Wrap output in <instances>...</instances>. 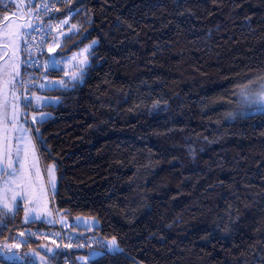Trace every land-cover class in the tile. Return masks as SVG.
Wrapping results in <instances>:
<instances>
[{
  "label": "trees",
  "instance_id": "trees-1",
  "mask_svg": "<svg viewBox=\"0 0 264 264\" xmlns=\"http://www.w3.org/2000/svg\"><path fill=\"white\" fill-rule=\"evenodd\" d=\"M12 10L0 0V26ZM63 16L61 55L96 44L34 128L55 206L99 226L68 237L59 264H84L73 249L91 234L124 251L88 264H264V113L242 115L236 96L264 77V0H70ZM23 214L0 239L50 245Z\"/></svg>",
  "mask_w": 264,
  "mask_h": 264
},
{
  "label": "rangeland",
  "instance_id": "rangeland-1",
  "mask_svg": "<svg viewBox=\"0 0 264 264\" xmlns=\"http://www.w3.org/2000/svg\"><path fill=\"white\" fill-rule=\"evenodd\" d=\"M11 5H13V10L11 14L8 16L7 21L5 23H12L13 30L21 31L22 33H32L33 28L35 27V23L33 19L37 13L36 0H2ZM4 23V24H5ZM31 24L32 27L20 28L19 25L22 24ZM3 24V25H4ZM3 25L0 26V30H2ZM67 32H64V35H57L52 42L51 51L49 58L46 63L45 73L43 74V78L38 89V92L35 94L32 99L31 95H27L26 91L22 87V66H23V40L17 41L15 46H9L7 48L4 47L3 43L0 42V81L4 80H12V83L15 84V88L12 89L10 87L4 88L0 91V103L7 101L9 105V110H11V105L15 101L19 105L18 116H19V126L21 128L28 129L27 135L32 138V143L36 147V156L38 158V168L41 173V180L37 182V187L41 186V183L45 189V198L41 199V205L38 214L41 216L43 223L48 227H51L50 234L56 235L60 234L59 227H62L66 232V236L72 239H76L79 237L77 235V231L81 229L85 230V233H91L95 231V229L99 226V222L96 219L88 218V217H75L68 218L62 211H60L54 203V198L58 190L59 184V176L57 173V166L55 163H47L43 159V149L41 145V141L39 139L38 134L35 131L34 125L36 123L33 122L32 117L35 116L37 120L49 119L52 115L50 112H46L43 109L47 106H57L60 103V97L58 95H53L52 92L59 91L63 89H68L74 86L77 83H83L84 74L86 72L87 67L90 65L89 54L93 46L89 49L87 53L83 52V49L88 48L89 45L67 55H61L63 39ZM24 36V40H28V37ZM52 58H55L57 62L56 70H52L50 68V61ZM86 58L87 63H82ZM80 69H83V80H80ZM55 71H60L61 76H53L52 73ZM19 72V75L16 76L15 73ZM76 77L74 79L73 77ZM14 76V79H13ZM63 81L64 83H61ZM264 83L262 80H256L249 82L245 85H250L247 89H245V85H243L239 91L237 96V101L242 107V115L250 116L255 114L264 113V106L257 105H247L243 96H246L249 92L258 91L259 84ZM66 85V87H65ZM14 91L16 97H13L10 93ZM243 94V96H242ZM24 97H28L31 101V106L25 108L24 105L28 103L24 99ZM39 97V99H37ZM233 117V116H232ZM55 165V173H54V182L56 185L55 195L53 196L50 186L48 185V177L46 173V169L49 166ZM6 181L5 177H0V185H3ZM37 195L39 193L37 192ZM11 219V218H9ZM9 219L5 220L4 225H0V236L2 231L7 227ZM63 220V224L61 221ZM51 221L52 223H49ZM23 222H24V214H23ZM34 222H41V220H35ZM25 223V222H24ZM33 223V222H32ZM42 223V222H41ZM28 224V223H25ZM69 225H75L77 230H73V227H69ZM21 232L15 235V239L10 241L9 238H5L4 240L0 239V253L8 254L9 252H14L20 255L28 254L32 256L35 261V264H51L53 254L58 251V246H56L55 242H51L50 245L40 244L37 247L27 245L26 234L24 236H20ZM80 238V237H79ZM84 239L83 244L86 242L90 243V246L80 247L78 245L73 249V251L77 252L75 254L76 260L80 263H84V259H88V263L92 260L100 258L101 256H97L94 259H91V254L96 251H99L98 245H96L95 241L99 240L102 243H106L108 240H102L100 236L91 234L90 236L81 237ZM13 244H19L20 247H12ZM8 247H5V246ZM51 250V251H49ZM36 253V255H33ZM43 258V259H42ZM73 260V259H72ZM74 261V260H73ZM8 261L4 260L3 255H0V264H7Z\"/></svg>",
  "mask_w": 264,
  "mask_h": 264
},
{
  "label": "snow or ice",
  "instance_id": "snow-or-ice-1",
  "mask_svg": "<svg viewBox=\"0 0 264 264\" xmlns=\"http://www.w3.org/2000/svg\"><path fill=\"white\" fill-rule=\"evenodd\" d=\"M52 4L45 3L42 4L43 12H47L51 8ZM7 20V17H5ZM62 24H68V19H64ZM20 28L32 27L31 24L19 25ZM74 27V26H73ZM39 29L33 28V31H38ZM29 35L28 33H22L21 31L13 30L12 23H5L2 30H0V42L3 43L4 47L15 46L17 41L24 40V36ZM71 39V37H68ZM96 44V41L92 42L88 48L83 49L84 53H87L89 49ZM51 50V49H50ZM82 63H87L85 58ZM50 68L56 70L57 62L55 58L50 61ZM83 69H80V80H83ZM16 76L19 72L15 73ZM76 79L75 75L73 77ZM14 79V76H13ZM264 81V77L260 78ZM61 83H64L61 81ZM10 87L15 88V84L12 80L0 81V91L4 88ZM66 87V85H65ZM250 87V85H245V89ZM13 97H16L14 91L10 93ZM243 96V94H242ZM18 99V97H16ZM28 103L24 105L25 108L31 106V101L28 97H24ZM39 99V97H37ZM246 104L264 106V83L259 84L258 91L249 92L246 96H243ZM159 101L153 105V107L159 106ZM19 105L15 101L11 105V110H9V105L7 101L0 103V177H5L6 181L3 185H0V225H4L6 219H14L15 216L21 211H24V222L32 223L35 220H41V216L38 214L41 199L45 198V189L41 183V186L37 187V182L41 180V173L38 168V158L36 156V147L32 143V138L27 135L28 129L21 128L19 126V116H18ZM34 123L43 124L44 119L37 120L35 116L32 117ZM36 133H39V129H35ZM55 165L49 166L46 169L48 177V185L51 188L53 196L55 195L56 185L54 182ZM37 192L39 195H37ZM231 219V217H230ZM52 223L51 221H48ZM63 224V220L61 221ZM75 225H69L73 227ZM231 225L225 224L223 226V231L227 233L230 230ZM20 236H24L25 233L21 232ZM32 235H35L34 233ZM96 245L99 247V251L91 254V259L97 256L105 255H118L124 250L119 246V243L115 237H112L106 243L101 241H95ZM71 246V245H67ZM85 245H80L84 247ZM5 247H8L7 245ZM12 247L19 248V244H13ZM51 251V250H49ZM3 255L4 260L8 261L9 264H35L32 256L28 254H17L14 252H9L8 254L0 253ZM33 255H36L34 253ZM55 254H53V258ZM43 259V258H42ZM84 264H88V259H84Z\"/></svg>",
  "mask_w": 264,
  "mask_h": 264
},
{
  "label": "built area",
  "instance_id": "built-area-1",
  "mask_svg": "<svg viewBox=\"0 0 264 264\" xmlns=\"http://www.w3.org/2000/svg\"><path fill=\"white\" fill-rule=\"evenodd\" d=\"M70 0H38L36 2L37 13L33 19L35 27L38 31H32V34L24 47L25 58L23 60L22 86L27 95H31L32 99L39 89L42 76L45 72L46 63L50 55V49L53 40L61 33L66 24L61 22L69 17L63 16V9ZM51 8L47 12H43L42 4L50 3ZM60 234H52L50 240L56 241L59 252L55 256L51 264H59L62 252L66 248L75 245V241L69 239L65 232L60 228ZM71 245V246H67ZM66 264H69L66 263Z\"/></svg>",
  "mask_w": 264,
  "mask_h": 264
},
{
  "label": "crops",
  "instance_id": "crops-1",
  "mask_svg": "<svg viewBox=\"0 0 264 264\" xmlns=\"http://www.w3.org/2000/svg\"><path fill=\"white\" fill-rule=\"evenodd\" d=\"M28 24H29V23H28ZM31 34H32V33H30V35H29V37H28V40H29ZM28 40H27V42H28ZM26 44H27V43H24V44H23V51H24V47H25ZM23 55H24V54H23ZM42 78H43V77H42Z\"/></svg>",
  "mask_w": 264,
  "mask_h": 264
}]
</instances>
